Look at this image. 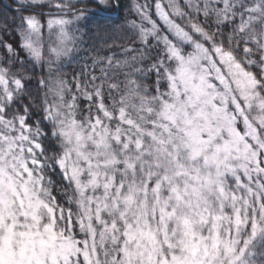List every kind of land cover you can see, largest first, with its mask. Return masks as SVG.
Here are the masks:
<instances>
[{
    "label": "snow or ice",
    "instance_id": "snow-or-ice-1",
    "mask_svg": "<svg viewBox=\"0 0 264 264\" xmlns=\"http://www.w3.org/2000/svg\"><path fill=\"white\" fill-rule=\"evenodd\" d=\"M0 264H264V0H0Z\"/></svg>",
    "mask_w": 264,
    "mask_h": 264
},
{
    "label": "trees",
    "instance_id": "trees-1",
    "mask_svg": "<svg viewBox=\"0 0 264 264\" xmlns=\"http://www.w3.org/2000/svg\"><path fill=\"white\" fill-rule=\"evenodd\" d=\"M5 2H7V0H5Z\"/></svg>",
    "mask_w": 264,
    "mask_h": 264
}]
</instances>
